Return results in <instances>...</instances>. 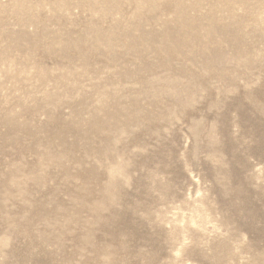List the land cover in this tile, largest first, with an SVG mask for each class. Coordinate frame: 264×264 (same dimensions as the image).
Segmentation results:
<instances>
[{
  "label": "rangeland",
  "instance_id": "374dc122",
  "mask_svg": "<svg viewBox=\"0 0 264 264\" xmlns=\"http://www.w3.org/2000/svg\"><path fill=\"white\" fill-rule=\"evenodd\" d=\"M0 264H264V0H0Z\"/></svg>",
  "mask_w": 264,
  "mask_h": 264
},
{
  "label": "bare ground",
  "instance_id": "6f19581e",
  "mask_svg": "<svg viewBox=\"0 0 264 264\" xmlns=\"http://www.w3.org/2000/svg\"><path fill=\"white\" fill-rule=\"evenodd\" d=\"M210 14V13H209ZM145 16V15H144ZM152 19V18H151ZM207 35V34H206Z\"/></svg>",
  "mask_w": 264,
  "mask_h": 264
}]
</instances>
